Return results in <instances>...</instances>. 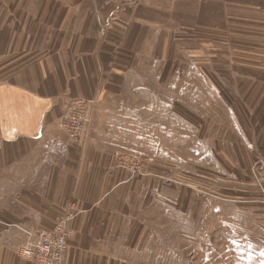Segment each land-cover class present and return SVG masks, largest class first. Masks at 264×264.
Listing matches in <instances>:
<instances>
[{"label": "rangeland", "instance_id": "374dc122", "mask_svg": "<svg viewBox=\"0 0 264 264\" xmlns=\"http://www.w3.org/2000/svg\"><path fill=\"white\" fill-rule=\"evenodd\" d=\"M135 1L0 0V70L27 54L12 49L19 32L45 30L54 36L67 26L95 29L100 39L125 38L134 68L109 87L132 88L131 117L121 126L124 149L113 158L126 182L141 183V192L123 207L120 222L114 216L111 226L106 224L107 231L137 234L122 238L130 244L123 250L115 246V254L123 253L126 264H264V171L257 164L264 155L246 163L240 145L254 136L249 117L239 102L240 117L234 118L223 101L224 94H235L234 81L260 79L264 87V61L238 67L244 54L228 50L236 47L230 34L181 25L134 28L129 16ZM253 40L261 57L264 36L244 37L245 47ZM83 98L94 110L95 99L73 96L58 119L78 150L88 141L92 119L72 141L68 116ZM72 216L64 209L56 219H68L71 235Z\"/></svg>", "mask_w": 264, "mask_h": 264}, {"label": "crops", "instance_id": "0c3cea01", "mask_svg": "<svg viewBox=\"0 0 264 264\" xmlns=\"http://www.w3.org/2000/svg\"><path fill=\"white\" fill-rule=\"evenodd\" d=\"M130 15L134 28L181 25L230 34L236 47L228 50L244 54L238 67L264 61V55L258 56L260 45L253 40L252 47H245L243 41L264 36V0H136ZM93 31L66 26L54 36L45 30L19 32L12 49L27 54L0 70V264H33L18 256L25 239L21 229H53L64 209L73 213L64 264H126L114 248L123 250L130 241L121 239L137 234L105 229L114 216L120 222L141 183L126 182L113 158L114 151L124 149L121 126L131 117L132 88L109 83L124 80L134 68V54L125 38L100 39ZM262 83L234 81L235 94L223 95L234 118L240 117L239 106L249 117L254 136L240 147L250 165L264 155ZM79 95L95 99L82 150L74 149L58 127L65 101Z\"/></svg>", "mask_w": 264, "mask_h": 264}, {"label": "built area", "instance_id": "2783aa9c", "mask_svg": "<svg viewBox=\"0 0 264 264\" xmlns=\"http://www.w3.org/2000/svg\"><path fill=\"white\" fill-rule=\"evenodd\" d=\"M90 100L82 99L79 106L71 108L68 127L70 139L75 141L78 134L77 129L89 124L93 107L91 108ZM118 154V153H117ZM134 162L140 161L136 154L129 155ZM121 159V157L119 158ZM257 164L264 171V158L258 160ZM68 220L61 217L56 221L53 229L39 227L38 229H21L25 239L23 244L18 248V256L24 261L33 264H64L68 253L71 233Z\"/></svg>", "mask_w": 264, "mask_h": 264}]
</instances>
